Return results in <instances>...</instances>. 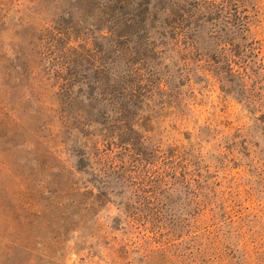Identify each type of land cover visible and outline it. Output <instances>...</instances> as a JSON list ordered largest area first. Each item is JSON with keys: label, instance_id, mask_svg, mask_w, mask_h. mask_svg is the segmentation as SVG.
I'll use <instances>...</instances> for the list:
<instances>
[{"label": "rangeland", "instance_id": "obj_1", "mask_svg": "<svg viewBox=\"0 0 264 264\" xmlns=\"http://www.w3.org/2000/svg\"><path fill=\"white\" fill-rule=\"evenodd\" d=\"M199 2L0 0V264H264V0Z\"/></svg>", "mask_w": 264, "mask_h": 264}, {"label": "trees", "instance_id": "obj_2", "mask_svg": "<svg viewBox=\"0 0 264 264\" xmlns=\"http://www.w3.org/2000/svg\"><path fill=\"white\" fill-rule=\"evenodd\" d=\"M199 1L202 8H205L208 11V13L217 14L218 16H221L223 22L228 20L230 21V19L228 18H231V15L234 14L235 20L232 23L233 24L235 23L242 30L245 29V25H244L245 21H241L242 19L240 13L238 12V8L237 7L235 8L234 13L230 10L231 9L230 4L232 2H235V0H199ZM237 1H244V0H237ZM214 35L216 37H220V33L218 32H215ZM261 44L262 43L259 41V50ZM227 58L228 57H225V60H227ZM103 94H104L102 99L103 102L104 103L108 102L110 104L109 108L112 110L110 119H107L105 121H100L92 118L86 119L87 120L86 123L88 125L95 124L100 126L97 133L99 138L94 141L92 140V142H94L95 145L96 142L99 141L100 139L103 140L102 142H104V140L110 138L111 136L121 137L129 129V125L126 123L127 122L126 120L127 117L125 114L126 107L124 103L121 101V99H119L120 97L114 95L112 91H107L106 93ZM119 125H124V126L120 129ZM92 134L93 132L91 133V135ZM135 152L140 153L139 151L136 150ZM83 155H91V154H85V153L79 154V156H83Z\"/></svg>", "mask_w": 264, "mask_h": 264}, {"label": "built area", "instance_id": "obj_3", "mask_svg": "<svg viewBox=\"0 0 264 264\" xmlns=\"http://www.w3.org/2000/svg\"><path fill=\"white\" fill-rule=\"evenodd\" d=\"M77 264H83L82 262H78Z\"/></svg>", "mask_w": 264, "mask_h": 264}]
</instances>
